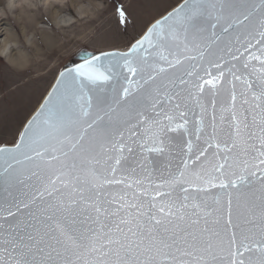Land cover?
<instances>
[{
	"label": "snow or ice",
	"instance_id": "snow-or-ice-1",
	"mask_svg": "<svg viewBox=\"0 0 264 264\" xmlns=\"http://www.w3.org/2000/svg\"><path fill=\"white\" fill-rule=\"evenodd\" d=\"M82 61L21 134L36 170L0 169V264H264V0H184L128 52ZM152 154L176 170L154 176Z\"/></svg>",
	"mask_w": 264,
	"mask_h": 264
},
{
	"label": "rangeland",
	"instance_id": "rangeland-1",
	"mask_svg": "<svg viewBox=\"0 0 264 264\" xmlns=\"http://www.w3.org/2000/svg\"><path fill=\"white\" fill-rule=\"evenodd\" d=\"M180 1L182 0L51 1L62 15L72 18V22L59 30L52 22L39 19L40 24L36 26L38 30L29 32L26 39H21L18 48H15L29 58L26 64L22 63L17 69L0 55V146L15 143L24 123L37 108L57 74L75 61L79 52L126 50L151 22ZM121 5L131 13L127 27L119 23L118 9ZM45 8L44 0H0V41L6 38L5 33L10 31L15 34L18 30V24H15L18 15L29 12L25 16L34 14L47 18ZM22 9L26 11H20ZM40 30L53 34L54 47H40ZM35 47L39 51L42 49L40 56L36 57L32 53L34 51L31 50H36ZM11 48L14 47L9 49ZM14 53L15 51L12 52Z\"/></svg>",
	"mask_w": 264,
	"mask_h": 264
},
{
	"label": "water",
	"instance_id": "water-1",
	"mask_svg": "<svg viewBox=\"0 0 264 264\" xmlns=\"http://www.w3.org/2000/svg\"><path fill=\"white\" fill-rule=\"evenodd\" d=\"M183 3H184V0L180 1L176 6H174L170 10H168L166 13H164L159 18L155 19L153 22H151L147 26V28L150 27L152 23H155L156 20L163 19V17L166 16L169 12H172V11L176 10L177 8H179ZM147 28L145 29L144 32H146ZM144 32L138 38H140L144 34ZM134 42H132V43H134ZM253 43H255V41ZM130 46L124 51L114 50V51H108V52H114V53H117V54L126 53V52L129 51ZM237 47H239V45H237ZM241 51H243V49H241ZM86 54H97L98 55L100 53H92V52H89V51H81V52L78 53V55L76 57V60L73 61L72 63L66 65L64 68H62L60 70V72L64 71L66 68H73L76 65H78L79 63H82L83 62L82 61V57L84 55H86ZM237 55H239V53H237ZM181 60L183 61V68H187V66L190 63H192V61L184 59L183 56H181ZM233 62H235V61H233ZM196 63H198V62H196ZM251 63H253L257 67H259V62L258 61H251ZM165 67H167V65H165ZM180 70H183V69H180ZM172 71H173L172 69H169V72H172ZM213 71H215V69H213ZM59 73L57 74L55 80L53 81L52 85L50 86V88L48 89L46 94L44 95L43 99L41 100V102L39 103L37 108L34 110V112L29 116V118L24 123V125L21 128L20 133H19L15 143L12 144V145H2V146H0V149H4L5 150L4 154H0V169H2L4 167H7V163H11L13 165V168L16 170V172L23 173L26 176L30 175L32 171L36 170L35 169V165L25 158V153L26 152L29 155L35 156L34 152H29L28 151L27 142H26V146L23 147L20 152H15V149H16L17 145H19L20 142H21L20 141V137H21V134L23 133L25 127L27 126L28 121L31 120L36 115V113L40 110V106L44 103L45 99H47V97H48V94L54 88V86L56 84V80L59 77ZM229 79H231V77H229ZM226 87L228 88V91L230 93L231 92V85L230 84L226 85ZM235 87H236V93H237V97H238L236 107H237V111L239 113L240 106H241V100L243 99V97L240 96V93L244 90L245 85L243 83H241L240 81H237ZM108 91H110V88L108 89ZM105 94L106 93L101 92L99 89L94 90V91L90 92L88 96H86L84 98L82 103L84 104L85 108H87L88 99H89V96H90L91 102H92V113H93V115H95L96 111H97V97L100 96V95H105ZM222 99H223V95H221L220 97H217V104H218V107H217V127H218V129L221 127L220 120H219V115H220V113H219V104L221 103ZM248 99L251 101V96H249ZM206 100L208 101L209 110H208V115L205 117V124H206L207 132L210 133L211 132V126H210L211 125V96L208 95L206 97ZM229 103H230V99H229ZM197 114H199V109H197ZM226 134H227V128L225 127L224 131L220 134L221 135V142L223 141V137ZM169 135L176 136L177 134L176 133H169ZM213 151H215V149H213ZM9 153H11V155H9ZM220 155L223 156L224 153L221 152ZM152 158L154 160L158 161L156 171L154 172V176H156V177L160 176L161 174H163L165 177H167L168 171H169V167L168 166L171 165V170L175 171L177 164H179V160L178 159H172V158L168 157L167 155H165V156H157L156 154H152ZM242 160H243V157H241V161ZM257 163H258V161H257ZM138 175H139V173H138ZM157 182H159V181H157ZM28 183H36V181L35 180H31V181H28ZM113 191H119V189H114ZM227 191H228V189L221 190L219 187L209 188L208 189V192L211 195H213V196L219 195L221 197V204H219V205L212 204L211 208H209V211H212L213 209L219 208L221 210V214L223 215V218H224L225 221L227 220V216H228V196H227ZM200 195H204V194H200ZM45 199H47V197H45ZM189 202L191 203V201H189ZM235 209H236V202H235V199H234L233 200V211H234V217L233 218L234 219H235ZM214 215H215V213H214Z\"/></svg>",
	"mask_w": 264,
	"mask_h": 264
},
{
	"label": "bare ground",
	"instance_id": "bare-ground-1",
	"mask_svg": "<svg viewBox=\"0 0 264 264\" xmlns=\"http://www.w3.org/2000/svg\"><path fill=\"white\" fill-rule=\"evenodd\" d=\"M13 1H16V0H13ZM51 1H56V0H44V4L46 6L45 12H46L47 18L38 17L39 15L36 16L34 14L31 16L30 15L25 16L29 12H26L25 15H18L15 19V24H18V26H17L18 30L15 31V34L13 32H10V31L7 34L5 33L6 38L4 40L0 41V55L13 68L17 69L18 67H20V65L22 63L26 64L27 61H29V58L25 53L21 52L19 49L16 50L15 48H18L17 46L19 45V41H21V39H23V40L26 39L29 32H34V31L38 30V27L36 28V26H38L40 24L38 22L39 19L42 20V18H43V20L46 19V21L52 22V24L54 26H56L59 30H61L66 24L72 22V18L62 15L61 12H59V10L56 9V7L53 5V3ZM20 11L24 12L26 10L22 9ZM54 32L56 33V30ZM39 33L42 35L41 42L39 41L40 47H43L44 49L48 48L47 46H50L49 48L54 47L52 45L54 44L55 39H54V36L52 33H49V32L44 31V30H40ZM60 36H58L57 40L60 39L59 38ZM39 39H40V37H39ZM23 40H22V42H23ZM22 45H24V44L22 43ZM58 46H60V45H58ZM10 47H14V48L9 49ZM35 49H36V47H35ZM41 50L39 51L38 49H36V50H31V51H34L32 53H35V56L37 57V56H40L39 52H41ZM14 51H15V53L12 54V52H14ZM14 56H16V57L14 58Z\"/></svg>",
	"mask_w": 264,
	"mask_h": 264
}]
</instances>
